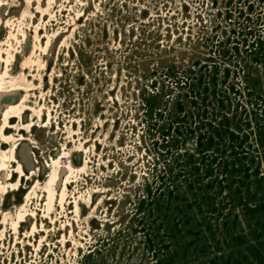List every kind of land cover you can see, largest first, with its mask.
<instances>
[{
  "label": "rangeland",
  "instance_id": "374dc122",
  "mask_svg": "<svg viewBox=\"0 0 264 264\" xmlns=\"http://www.w3.org/2000/svg\"><path fill=\"white\" fill-rule=\"evenodd\" d=\"M0 130V264H264V0H0Z\"/></svg>",
  "mask_w": 264,
  "mask_h": 264
},
{
  "label": "bare ground",
  "instance_id": "6f19581e",
  "mask_svg": "<svg viewBox=\"0 0 264 264\" xmlns=\"http://www.w3.org/2000/svg\"><path fill=\"white\" fill-rule=\"evenodd\" d=\"M9 94H10V93H9ZM1 95H2V94H1ZM5 100L7 101L8 99H5ZM9 100H10V99H9ZM9 100H8V101H9ZM10 101H11V100H10ZM18 106H20V105H18ZM18 106H17V107H18ZM17 107H16V108H17ZM14 110H15V107H14L13 105H12V106L10 105V106H8V107L6 108V112H7V113H9V112H13ZM4 113H5V112H4ZM3 115H4V114H3ZM3 115H2V116H3ZM10 115H11V114H10ZM6 117H7V116H6ZM3 121H4V120H3ZM6 122H7V121H6ZM0 131H1V130H0ZM3 135H4V134H3ZM13 144H14V143H13ZM1 155H2V154H1ZM6 159H7V158H6ZM6 162H7V161H6ZM3 166H4V165H3V163H2V167H3ZM71 166H72V165H71ZM0 169H1V168H0ZM3 169H4V168H3ZM20 169H21V168H20ZM1 170H2V169H1ZM56 172H57V171H56ZM54 176H56V175H54ZM0 178H1V177H0ZM54 179H55V178H54ZM3 180H4V179H3ZM64 181H65V180H64ZM51 183H53V182H51ZM50 185H51V184H50ZM52 186H53V185H52ZM52 186H51V187H52ZM2 189H3V183L0 182V192L2 191ZM51 191H52V189H51ZM51 194H53V193H51Z\"/></svg>",
  "mask_w": 264,
  "mask_h": 264
},
{
  "label": "water",
  "instance_id": "95a60500",
  "mask_svg": "<svg viewBox=\"0 0 264 264\" xmlns=\"http://www.w3.org/2000/svg\"><path fill=\"white\" fill-rule=\"evenodd\" d=\"M25 158H27L28 159V155L26 154V155H23Z\"/></svg>",
  "mask_w": 264,
  "mask_h": 264
}]
</instances>
